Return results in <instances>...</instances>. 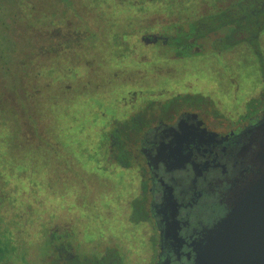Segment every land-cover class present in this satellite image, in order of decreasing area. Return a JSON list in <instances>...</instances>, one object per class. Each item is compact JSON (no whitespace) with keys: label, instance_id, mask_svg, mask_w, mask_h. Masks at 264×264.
<instances>
[{"label":"flooded vegetation","instance_id":"1","mask_svg":"<svg viewBox=\"0 0 264 264\" xmlns=\"http://www.w3.org/2000/svg\"><path fill=\"white\" fill-rule=\"evenodd\" d=\"M202 5L203 13L177 20L210 16L205 44L196 41L202 46L179 55L171 44L176 32L168 28L177 20L142 32L141 42L156 49L168 68L167 74L156 73L161 90L154 93L150 85L133 90L117 114L103 113L107 118L100 131L106 143H95L92 156L96 170L126 173L127 188L116 198L123 234L108 228L86 238L78 216L86 201L67 194L61 213L49 207L46 255L29 251L38 262L195 264L221 221L264 204V0H205ZM248 22L257 24L255 30L246 29ZM194 57L215 76L195 72L198 65L185 62ZM242 66L257 70L256 85H248L252 79ZM143 82L152 83L150 77ZM67 161L61 165L63 177L82 172L75 158ZM138 240L146 245L143 252H136ZM7 247L0 264L16 255L12 239Z\"/></svg>","mask_w":264,"mask_h":264},{"label":"rangeland","instance_id":"2","mask_svg":"<svg viewBox=\"0 0 264 264\" xmlns=\"http://www.w3.org/2000/svg\"><path fill=\"white\" fill-rule=\"evenodd\" d=\"M16 1L18 0L6 3L10 5L7 12L0 9V29L3 32L0 40L3 47L13 48L14 41L19 38L22 44L18 43L17 50H20L22 45L29 48L31 43L27 42L24 27L20 28V22H17ZM110 1H102L100 6L106 7ZM163 1H145L142 4L144 6H135L133 11L140 13L137 15L125 7L120 16L114 15L116 18L110 15L111 10L104 14L107 12L104 8L87 9L82 12L85 15L78 16L71 14V8L67 16L59 14V11L54 15L56 8L49 6V29H42L47 32H39V29L30 26L28 32L31 33V39L37 44L49 46V62L35 63L34 69L42 73L48 69L49 73L44 74V79L36 78L37 82H33V77L28 78L31 86L35 85L39 90L37 97L34 94L31 100H26L21 95L17 98L20 107L29 105L30 112H21L14 102L5 98L1 101L3 111L0 113V130L1 127L6 129V142L0 143V147H4L5 157L1 164L3 177L0 184L8 197L0 207L1 228L4 224L8 227L3 230L1 254H8L4 242L9 239L16 246L15 257L6 264H42L29 251L37 249L41 251V255H46L49 249V243L45 239L49 228V207L53 206L57 208L56 213H61L64 195L67 194L71 198L74 195L86 201L78 209V216L83 218L81 226L86 228V238L94 236L100 229L108 228L123 234L117 218L119 208L116 198L127 188V184L122 181V176L126 173L120 170L115 173L96 170V158L92 156L93 145L106 143L105 135L100 131L106 123L104 112L108 117L117 114L125 98L130 99L133 90L146 88V85L152 86L149 89L154 93L161 90L162 83L156 73L167 74L168 68L164 67L156 49L146 47L141 42L139 37L142 32L157 30L159 25L176 21L177 18L204 12L202 4L205 0H200L202 4L196 0H174L173 3L179 6L176 8H171L172 5ZM38 2L39 0H22L20 5L33 15L34 4ZM151 11L155 14L148 13ZM33 45L32 42V47ZM10 51L12 50L8 49L7 52ZM28 57L27 53L26 60ZM200 59L194 57L185 62L192 67L198 65L195 72L202 76H212L214 70L209 69L207 63L201 67L198 64ZM241 68L247 79H252L251 82L247 80L248 85H256L252 82L259 78L257 70L254 67ZM19 70L20 65L17 63L8 75H3L2 83H6L10 90L14 83L17 88L27 84L19 79ZM213 75L215 76V72ZM146 77H150L152 83L143 82L144 85L142 79ZM204 80L206 81L205 78ZM37 106L49 117V136L44 135V138L49 137V145L36 143L40 142L38 134L42 133L41 130L34 127L15 128V123L20 124V118L33 114ZM22 122L30 121L25 117ZM45 131L43 129L44 133ZM52 152L55 154L54 165ZM70 154L79 163L82 172H77L76 177H63L61 165L73 159ZM81 176L84 183L79 181ZM7 180V183L4 182ZM58 221L59 215L55 217V222ZM128 234L123 236L127 239ZM137 242L136 252H143L146 245L140 240Z\"/></svg>","mask_w":264,"mask_h":264},{"label":"trees","instance_id":"3","mask_svg":"<svg viewBox=\"0 0 264 264\" xmlns=\"http://www.w3.org/2000/svg\"><path fill=\"white\" fill-rule=\"evenodd\" d=\"M10 1H12V0H0V9H2L3 12H7L8 9H10V5L8 6V4H6ZM102 1H105V0H47V1L46 0H39L38 4H34V7H33L34 17L33 18H32L33 15H31L30 10L26 11V8L21 7L20 4H21L22 0L16 1L18 3L17 4L18 10L16 11V13H17L16 17H18L17 22L18 23L20 22V28L24 27V30L27 32V36H28L27 42L31 43V46H29V48H27V46L24 44V45H22L23 47L19 48L20 50H17L18 43L20 42L19 41L20 39L18 38V41H14L13 48H6V47L2 46L1 40H0V89H1L0 90V92H1V94H0V113H2V111H3V107L1 106V101L4 98L9 100V101L14 102L15 105H17V108L21 112L22 111H24V112L29 111L30 112V110L28 108L29 105H27V107H26V105L23 107H20V105L17 103L18 102L17 98L21 95V96H25L26 100H31V99H33V98H31V96H33L34 94H35V97H37V95L39 94V90L37 89V87H35V85L31 86L32 83L29 82L28 78L33 77V82H37V81H35V80H37L36 78L44 79V77H45L44 74L49 73L48 69H46V72H43V73L41 71L36 72V69H34V66L39 62H44V63L49 62V46L37 44V42H34L31 39V37L29 36V34H31V33L28 32L30 26L36 27L37 30L39 29V32H47V31H43L42 29H49V6H51V8H56L54 13H53L54 15H56L59 11V14L67 16L68 11L71 8L73 9V13H71V14H73L75 16L82 15V14L85 15L82 12L87 10V9H91V8L102 9V8H104L107 10V12L104 14H108L109 13L108 10H111L110 15H112L113 17L116 18V16H114V15H119L121 13L122 9H125V7H127L130 12L137 15L140 13L133 11L135 6L142 7V6H144L142 4L145 1L148 3H151V2L156 3V2L163 1V0H111L110 3H108L106 5V7L105 6L102 7V5L100 6ZM164 1L168 2L170 5H172L171 8H173V7L176 8V6H178L175 4V2L178 0H175L174 3H173L174 0H164ZM124 5H127V6H124ZM60 6H62V7H60ZM172 12H175V11H172ZM12 13L14 14V12H12ZM148 13L149 14L150 13L155 14L154 11H151ZM13 14H10V15L13 16ZM209 17L210 16L203 15L199 19L188 20L185 22H179L178 21L177 23H173L170 26H168V28L173 29L176 32L174 37H172L173 41L171 42V44L173 46H176V51L179 55L190 54L191 50H194L198 46H202V43L205 44L204 39L206 38L207 33L210 30V26H211V22H210ZM15 22H16V20H15ZM23 23H24V26L22 25ZM220 24H222V21H220ZM225 24H227V22H225ZM256 25H257L256 23L250 24L248 22L246 24V29L247 30H255ZM0 34H3L1 29H0ZM0 38H1V36H0ZM28 38H30V39L28 40ZM196 41L197 42L201 41L202 43H199L197 46V44H195ZM32 42L34 43L33 47H32ZM8 49L12 50V51L7 52ZM27 53L29 54V57L26 60V54ZM17 63L20 65V70H19L20 71V77H19V79L23 80L27 84H25L24 86L21 85V86H19V88H17L16 84L14 83L13 84L14 86L10 90L8 88V85H6V83L5 84L2 83L3 79H4L3 75H8L11 72V68H15ZM11 66H14V67H11ZM7 80H6V82H7ZM3 85H6V87ZM12 108H14V107H12ZM37 108H38V110H37ZM39 113H41V114H39ZM25 117L28 118V120L30 122H22L25 119ZM0 120H1V118H0ZM48 120H49V117L47 115H44V113L40 111L39 106H37L36 109L34 110L33 114H28L27 116L20 118L21 122H20V124H18L16 122L15 128L20 127V129L21 128L30 129L31 127L32 128L34 127V129L41 130L42 133H40V134L37 133L39 135L38 138H39L40 142L36 141V143L37 144L43 143L44 145H49V137L44 138V135L49 136V129L47 128V126L49 125ZM43 129L46 130L45 133L43 132ZM5 134H6V129L3 130V127H1V130H0V143L1 144H4L6 142ZM35 137H37V136H35ZM27 140L31 142V140L29 138H27ZM3 148H4L3 146L0 147V179L3 177V171H2L1 164H2L3 160H5ZM4 182L7 183L8 180L4 181ZM6 198H8L7 193H5L2 190V185L0 184V207H1V204L2 205L4 204L3 200ZM2 225L3 224L0 223V245L3 244V240H2V237H3L2 235L4 232L3 230L8 229L7 224H4V227L1 228ZM45 239L49 243V236H45ZM10 241H11V239L4 242L6 248H8L7 246L9 245ZM0 255H2L1 251H0Z\"/></svg>","mask_w":264,"mask_h":264},{"label":"water","instance_id":"4","mask_svg":"<svg viewBox=\"0 0 264 264\" xmlns=\"http://www.w3.org/2000/svg\"><path fill=\"white\" fill-rule=\"evenodd\" d=\"M212 234L195 264H264V204L230 214Z\"/></svg>","mask_w":264,"mask_h":264}]
</instances>
